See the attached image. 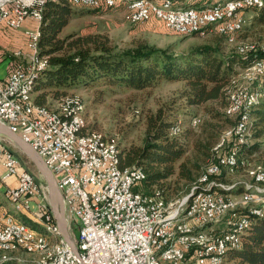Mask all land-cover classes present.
<instances>
[{
    "label": "built area",
    "instance_id": "2783aa9c",
    "mask_svg": "<svg viewBox=\"0 0 264 264\" xmlns=\"http://www.w3.org/2000/svg\"><path fill=\"white\" fill-rule=\"evenodd\" d=\"M45 1L48 0H0V27L20 29L28 18L35 23L34 28L26 30L30 52L27 61L17 65L6 82L0 80V121L9 125L13 132L33 147L52 172L62 194L68 230L76 234V239H71L78 255L63 238L61 257L50 263L186 264V260H194V264H217V259H210V250L218 248L220 254V250L226 246V242L218 241V223L225 210L247 209L250 204L262 202L250 201L248 195H244V199L239 200V207H229V201L215 200V194H206L197 208L190 210L189 219L181 218L182 208L176 215H167L162 205H153V194L133 192V188L139 184L133 168L110 166L109 153L89 150L84 141L67 135L57 118H49L42 110H35L23 103L21 89L25 77L40 66L36 62L35 33ZM253 3L239 5V14L230 17L228 23H220V16L227 13V9L213 14L166 17L140 4L126 7L125 15L131 24L158 20L163 25L179 28L181 32L201 35L204 34V23L209 21H218V27L227 32L241 31V23H247L242 7H252ZM115 4L116 0H75V6L89 9L111 8ZM246 51L242 47V53ZM17 52L21 56L24 54L22 50ZM244 95L245 91L235 100L240 119L233 125L230 137H234L236 142L239 132H245ZM69 114L73 117V110ZM220 160L230 161V149L226 152L223 149L220 159L210 168L218 171ZM0 165L4 168L0 174L1 182L6 183L13 178L17 180L16 185L6 189L15 203L37 220L59 230L49 188L42 189L34 175L20 167L15 153L2 146L1 141ZM261 174L258 173V177ZM205 185L211 184L208 182ZM139 198H146V205H139ZM46 201L48 204L44 203ZM171 227H180L181 235H172ZM201 231H210V238H201ZM236 231L239 232V229ZM185 232H192V240H197L196 248H187ZM174 236H181V243H175L174 249H167L163 259H154L157 248H167V241H174ZM18 241L34 245L40 240L15 228L0 210V244L5 246Z\"/></svg>",
    "mask_w": 264,
    "mask_h": 264
},
{
    "label": "trees",
    "instance_id": "16d2710c",
    "mask_svg": "<svg viewBox=\"0 0 264 264\" xmlns=\"http://www.w3.org/2000/svg\"><path fill=\"white\" fill-rule=\"evenodd\" d=\"M168 1L175 9L203 10L211 7L213 4H210L214 0L207 4L204 2L206 0L201 3L192 0L191 3L182 6H176V3L182 0ZM110 9L113 8L89 10L102 12ZM247 11L253 13L252 22L264 24V3L259 8L250 7L246 9ZM77 13L78 11L74 9L70 0H49L44 7L37 52L38 60L43 61L45 69L36 80L35 105L52 110V107L48 105L50 95L62 99L68 96L69 90L92 84L100 79L112 85L133 90L151 87L160 80L183 82L184 87L178 92L179 99L184 100L188 107L205 105L213 121V123L211 120L206 121V126L202 128V138L195 141L194 147L198 154L207 160V164L216 161L213 150L220 143L221 135L239 120L236 115L228 116L225 112L230 105L231 82L240 74L237 72L239 68L241 71L246 70L255 62L264 61L263 48L250 49L245 53L238 52L236 41L237 39L246 40L239 38L246 25L241 32L235 35L234 43H229L228 37L220 34L218 28L213 26L205 30L217 29L218 33L215 31L211 34L214 36L213 42L193 45L187 51L175 52L171 48H158L146 43H137L116 51L108 37L104 35L68 33L62 36L64 28L76 17ZM223 42L231 46V49L224 52L221 47ZM261 75L255 80L264 77V74ZM246 88L261 94L258 88ZM174 103L175 101H172L166 107H160L147 116L145 135L141 145L121 146L120 143L116 145L120 169L142 168L145 172V180L135 186L133 192L154 194V199L161 205L164 202H172L171 198L179 196L182 190L178 188L179 183H183V189L187 194H190L192 188L198 185V181L194 180V171L200 166L196 161H189L185 158L190 131L185 130L180 122L173 119L172 114L177 109ZM210 103L213 105L207 107L206 104ZM263 104L259 99L250 112L251 131H253L254 138L259 136L258 129L261 127L260 121L264 114ZM215 120L217 123L222 121L228 123V126H223L227 127L222 129L220 134L214 127ZM179 124L182 127L181 132L171 137L170 131ZM201 124L202 119L200 118L199 124L196 127L190 124V128H197ZM254 148L253 144L239 145L234 137H230L223 149L224 152L229 149L237 150L239 164L240 158L241 162L246 159L247 155L255 153ZM219 167L220 171L222 167ZM241 169L238 166L236 172ZM202 173L200 170L198 177ZM230 177L231 175L227 174L225 169H222L218 175H209V181L215 183L213 190L230 195L253 192L252 187L245 186L244 183L230 185L228 182ZM197 187L199 190L204 189ZM251 207L260 210L262 215L250 213ZM232 215L237 218L247 217L249 226L240 235L242 245L229 249L225 261L229 264H264V203L252 205L247 209L238 208ZM22 221L39 232L45 231L42 225H40L42 228L40 230L39 226L34 225L33 221L26 217H23ZM226 231L228 227L225 222L218 224V234ZM0 264L33 263L21 260V258L18 260L3 256Z\"/></svg>",
    "mask_w": 264,
    "mask_h": 264
},
{
    "label": "rangeland",
    "instance_id": "374dc122",
    "mask_svg": "<svg viewBox=\"0 0 264 264\" xmlns=\"http://www.w3.org/2000/svg\"><path fill=\"white\" fill-rule=\"evenodd\" d=\"M151 1L162 2V0ZM199 1L200 3L203 2V0H197V2ZM216 1L217 0H214L210 5L214 4ZM191 2L192 0H182L181 2H177L176 6H182L186 3ZM204 2L205 4H207L210 3L211 0H206ZM73 7L78 11V13L76 17H74L70 21V23L64 28L62 36H65L68 33H75L78 35H104L108 37L111 44L115 47L116 51L123 50L137 43H146L148 45L155 46L158 48H171L175 52H183L189 50L190 47H192L193 45L213 42L214 36H212L211 34L215 31L217 32V29L214 28L212 30L205 31L204 35L196 34L197 36H184L179 33L173 32L172 30H169L166 26L163 25L161 21L158 20H151L145 23L131 24L126 19V7L122 5H118L113 9L102 12H92L88 8L75 5H73ZM243 14H246L247 23L245 29L241 32L239 38L246 39L247 41L239 40L236 36V46L242 44H252L255 45L256 48L262 49V47H264V24H258L254 21H251V17L253 16L252 11L246 12L245 10ZM38 25L36 30H40V27L38 28ZM34 26V21L28 18L20 29H13L7 27L3 29L4 36L3 40H0V52H4V54H1V56L4 55L7 57L4 58V60H13V57H18L15 56L17 51L22 50L24 54L19 57L21 59V62H26L25 60L28 59V55L30 53L28 48V36L26 34V30L34 28ZM223 43H221V47L224 52L231 49V46H228L227 44ZM231 45L235 47L234 44ZM40 63H43V61L38 60L37 52V64L39 65ZM237 72H240V74L237 77L233 78L231 82V89L233 87H236L239 90H246V87L258 88L261 91L260 102L264 103V84H262V80H264V77L255 80L262 75L259 73H253L248 69L242 71L237 70ZM183 87V82L160 80L151 87L142 90H133L119 85H112L110 83H107L105 80L100 79L92 84L86 86L82 85L72 90H69L68 96L66 97L76 99L82 104L84 110L83 117L85 119L86 131L98 133L103 136V138H106L113 144L118 145L120 143L121 146H129L131 144L141 145L145 135V121L147 116L149 114L154 113L158 108H164L169 105V103H171L172 101H175L174 105H177V109L176 112L172 114V117L175 121L180 122L185 130L187 129L190 131L187 144V153L185 155V158L189 161H196L198 163L200 168L194 171V180L195 182L198 181L197 186L206 188L207 186L202 184L200 180L205 175L206 170L209 169L211 165H213L218 160V158L222 156L223 148L218 154L214 152L216 161L214 160L211 163L209 162L208 164L206 163L207 160L205 158H202L196 151L194 143L197 139L202 138V128L204 129V127L206 126L207 120H211L212 123L213 121L210 115L208 114L205 105L198 107H188L186 106L184 100L179 99L178 92ZM246 91L257 92L255 90L248 89ZM35 96L36 94L34 93L33 98H35ZM60 98L61 97H55L53 95L49 96L48 105L52 107L51 109L53 111L60 112V104L62 102V99H64ZM206 105L207 107H211V105L213 104L210 103ZM262 108L264 110V104L262 105ZM199 117L202 119V124L197 128H190V124L193 127H196L199 124ZM262 117L263 119L260 121L261 127L258 129L259 136L254 138L253 131H251L250 127L248 138L246 140V144L255 145V153L247 155L246 159L242 160L241 162V158L239 159L238 166L242 169L237 172L236 170L238 166L234 169L232 173L228 172L225 168H222L225 169L227 174L231 175V177L228 178V182H230V185L244 183L245 186L252 187L253 192L250 193L251 195L255 196V202H264V182H256V176L258 175V173L264 174V114ZM227 124V122L223 121L217 123V121L215 120L214 127H216V132L220 134L222 129L228 126ZM224 125L227 126L223 127ZM176 127L177 129H180V133L182 130L181 125L179 124ZM232 128H230L229 130L227 129L223 132V136L221 135L222 139L219 144H221V142L223 141L225 142V140L230 138V136H226L232 130ZM0 141L2 146L10 149L15 153V155L19 159L20 167L22 169H27L28 171H30L34 175L35 180L42 187V189H48L46 181L43 179L42 175L37 170L34 163L20 149V147L3 133H0ZM238 143L239 145H241L239 141ZM222 169H220L219 172H221ZM200 170H202L203 173L200 177H198ZM3 171L4 168L0 165V174L3 173ZM219 172L217 173V175L219 174ZM182 185L183 183H179L178 188L182 189L181 191L179 190V196L171 198L170 200H173L172 202H164V204L162 205L163 208L167 210L168 215L179 212L182 208V217L184 219V211L186 207H183L188 204L190 195L184 191V186ZM197 186L192 188L191 193L195 190V188H198ZM213 188L214 186L210 187L209 189L213 190ZM4 190L5 187H3L0 183V203L3 209L9 211L15 218L19 219V215H22L20 212L22 211H18V213L15 212L10 202L6 199ZM243 194L244 193L240 195H222H226L239 202V200L243 198ZM44 203L48 204L47 201ZM233 212L228 213L220 221V223L225 222V225L228 227V231L230 229V226L234 222H237L242 218L233 217ZM41 213L42 212L40 211L39 215H41ZM32 221L34 225L36 224V226H39L40 230H42L40 224L37 221H35L34 219H32ZM17 222L21 223L20 221ZM27 226L30 230L45 235V237L48 239L53 238V235L50 234V232H48L47 230L46 231L48 233H46L45 231L39 232L31 228L29 225ZM220 227L222 228V226ZM177 228L180 229V227ZM54 231L58 240L63 241L61 239L63 237L62 235L60 236L58 230ZM228 231L219 234V236L226 234ZM201 233H203V235L206 237L210 236V233L208 231H203ZM69 234L73 239H76L75 232L69 231ZM60 243L57 244V242L53 243L52 241L48 247V250L44 253L38 252L32 254L27 252H0V261L3 260V256H6L18 260L21 258V260L30 261L33 264H42V262L51 261L54 258L55 251L60 247ZM191 261L192 260H188L187 264H191ZM192 264H194V261L192 262ZM223 264L229 263L224 260Z\"/></svg>",
    "mask_w": 264,
    "mask_h": 264
},
{
    "label": "bare ground",
    "instance_id": "6f19581e",
    "mask_svg": "<svg viewBox=\"0 0 264 264\" xmlns=\"http://www.w3.org/2000/svg\"><path fill=\"white\" fill-rule=\"evenodd\" d=\"M49 1V0H48ZM48 1H45L42 4L41 8V17L39 20L38 28L41 25V22L43 20V10L45 5ZM117 4L113 5L111 8H114L118 5H122L124 7H131L143 4L146 8H149L155 13L163 14L166 17H179V16H189L192 14H213L216 12L224 11L227 9V13H223L222 16H220V23H228L230 21V17H235V14H239V5L242 4H248L253 3L252 7H261L263 6L264 1L263 0H217L211 7L203 10H197L193 8L189 9H175L172 7L171 3L168 0H162V2H154L151 0H116ZM72 5H75V0H70ZM250 7H242V14L246 9ZM134 23H143V22H133ZM246 23H241V31L245 27ZM169 30H172L173 32L179 33L181 35H195L198 34L197 32H181L179 28L172 27L170 25H164ZM213 26H216L218 28V31L220 34H223L228 37L229 43L235 42V35L241 31H233V32H227L225 29L218 27V21H209L205 22L203 25V33L205 30L212 28ZM200 35V34H199ZM204 35V34H201ZM40 38V30H36L35 33V43L36 47L38 48ZM242 47L244 49L250 50L255 49V45H239L237 46L238 52L242 53ZM264 50V47H262ZM15 56H21V53H16ZM36 62H37V54H36ZM264 64V61H257L255 62L250 68H248L249 71L253 73H259L264 74V66H261ZM39 67H36L34 70L30 71L24 80V86L21 89V99H23V103H25L28 107H31L35 110H42L45 115H47L49 118H57V122L60 125L61 129L66 130L67 135H72L74 138H79L82 141H84L88 145L89 150H94L100 153H109V164L112 167H119V159H118V152H117V146L110 141H108L106 138H103L98 133L95 132H89L86 131V125H85V119L83 117V106L82 104L76 100L72 99L70 97H66L62 99V102L60 104V112L49 110L47 107H40L35 105L34 103V90L36 85V80L39 77V74L45 69V65L43 63L39 64ZM240 70V69H239ZM235 81V80H234ZM245 91L244 95V101H243V128L245 132H239L238 135V141L241 145H246L248 134L251 127V109L259 102L260 99V93L257 92H248L246 90H239L236 87H233L229 91V102L230 105L226 109V115L228 116H237L240 119V110L239 108H235V100H237L240 97V93ZM70 110H73V117L69 114ZM180 129L173 128L170 132V136H175L179 133ZM230 136V132L227 134L226 137ZM225 142H221L216 148L214 149V152L218 154L222 148H224ZM232 150V149H231ZM230 150V161L227 160H220L218 163V171L219 166L222 168H225L228 172L232 173L234 169L238 166V152L236 150L231 152ZM220 157L218 158V160ZM216 169L209 168L206 170L205 175L200 180L202 184H207L208 182L211 185H205L206 188L203 187V190H199L198 188H195V190L192 192V194L189 196L188 204L185 206L184 211V219L190 218V210H195L199 203L205 199L206 194H215V200H222V201H229V207H239V202L237 200H234L233 198H230L226 195H222L219 192H215L214 190L209 189L210 187L214 186V182L209 181V175H216L218 173ZM133 172H135L136 177L139 179V183L145 180V172L142 168H133ZM220 173V172H219ZM256 182L257 183H263L264 182V174H261V177L256 176ZM5 184V183H4ZM244 195H248V200L255 202V196L251 195L250 192L244 193ZM5 196L7 200L12 205L13 209L16 213L18 211H26L21 206L17 205L15 203L14 198L10 195V193L6 190ZM153 194V205H161L158 201L154 199ZM264 203V202H262ZM261 203V204H262ZM139 205H146V198H139ZM252 205H258V204H250L248 207ZM163 208V206H162ZM165 209V208H164ZM1 212L3 213L4 217L12 224L15 228L18 230L32 234L35 237H37L35 234H33L29 228L23 224L17 222L12 216H6L2 209L0 208ZM236 210L233 209H226L222 219L224 216H226L228 213L233 212ZM28 212V211H26ZM167 213V210H166ZM252 214L258 213V215H262V212L256 208L251 207ZM178 212L169 214V215H176ZM168 215V214H167ZM32 216V215H31ZM261 217V216H260ZM263 217V216H262ZM181 218L182 217V210H181ZM221 221V220H220ZM219 221V223H220ZM42 222V221H41ZM44 223V222H42ZM46 226V229L51 234H55V229L51 227L49 224L44 223ZM249 226V220L246 218H241V220L234 222L231 226L229 231L226 234H223L219 236L218 234V241L219 242H226V246L223 247L220 250L218 248H211L210 250V259H217V264H223L226 253L229 249H234L242 245V239L241 234L242 232L248 228ZM237 228L239 229V232H237ZM54 229V230H53ZM59 234L60 231L58 230ZM203 232V231H201ZM171 234L172 235H181V228L178 229L177 227H171ZM61 236V234H60ZM40 241L38 243H35L34 245H29L25 241H18V242H10L8 245L3 246L0 244V252H27V253H44L48 250L49 245L51 244V239L43 237H37ZM201 238H210V236H204L203 233H201ZM63 239V238H62ZM184 241H187V248H196L197 247V240H192V232H185L184 233ZM61 242V241H60ZM175 243H181V236H174V241H167V248H157V250L154 252V259H163L164 256L167 255V249H174ZM62 254V245L60 243V247L55 251L54 258L51 261H56L58 258L61 257ZM51 261L42 262V264H59V263H50ZM187 264V260H186Z\"/></svg>",
    "mask_w": 264,
    "mask_h": 264
},
{
    "label": "water",
    "instance_id": "95a60500",
    "mask_svg": "<svg viewBox=\"0 0 264 264\" xmlns=\"http://www.w3.org/2000/svg\"><path fill=\"white\" fill-rule=\"evenodd\" d=\"M0 133H3L6 136H8L11 140H13L20 147V149L32 160L37 170L40 172L43 179L46 181L48 188H49V192H50L52 209L54 212V216H55L59 231L62 237L64 238V240L71 247L73 252L78 255V250L69 234L68 223H67V219L65 215V206H64L63 197L56 184V181L53 177L52 172L47 167L44 160L33 149V147L29 143L24 141L21 136L13 132L11 128L9 127V125L1 121H0Z\"/></svg>",
    "mask_w": 264,
    "mask_h": 264
},
{
    "label": "crops",
    "instance_id": "0c3cea01",
    "mask_svg": "<svg viewBox=\"0 0 264 264\" xmlns=\"http://www.w3.org/2000/svg\"><path fill=\"white\" fill-rule=\"evenodd\" d=\"M5 27H0V40L2 41L3 40V36H4V34H3V29H4ZM1 54H4V52L2 53V52H0V80L2 81V82H6L7 81V79H8V77H9V75H10V72L17 66V65H19L20 63H23V62H21V59H20V57H13V60L12 59H9V60H4V58H7L6 56H1ZM11 56V55H10ZM18 60V61H17ZM25 61H27V60H25ZM19 63V64H18ZM16 182H17V180L16 179H13V180H9V181H7L5 184H4V182H1L0 181V183H1V185L3 186V187H5V192H6V189H7V187H10V186H14V185H16ZM6 197V196H5ZM7 199V198H6ZM0 208L2 209V211L4 212V214L7 216H12L15 220H17V221H20L21 223H23V224H25L23 221H21L22 220V218L23 217H26V218H28V219H30V220H32V218L35 220V221H37L40 225H42V227L44 228V230H45V232L46 233H48L46 230V226L44 225V223H42L40 220H37L35 217H33V216H31V214L29 213V212H25V211H23V212H20L22 215H19V219H17V218H15L9 211H7V210H5V209H3V207H2V205H1V203H0ZM31 217V218H30ZM26 225V224H25ZM27 226V225H26ZM28 227V226H27ZM30 230V229H29ZM33 234H35L37 237H43V236H45V235H42V234H40V233H36V232H34V231H32V230H30ZM51 234V233H50ZM53 235V238L51 239V242L53 241V243L54 242H57V244H59L60 243V240H58V238L56 237V235L55 234H52ZM62 239V238H61ZM63 240V239H62ZM194 260H192L191 261V264H192V262H193Z\"/></svg>",
    "mask_w": 264,
    "mask_h": 264
}]
</instances>
